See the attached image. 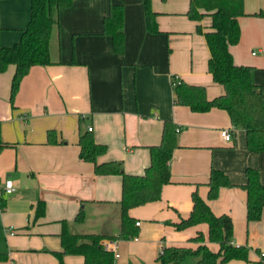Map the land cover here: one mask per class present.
Returning <instances> with one entry per match:
<instances>
[{
    "label": "crops",
    "instance_id": "obj_1",
    "mask_svg": "<svg viewBox=\"0 0 264 264\" xmlns=\"http://www.w3.org/2000/svg\"><path fill=\"white\" fill-rule=\"evenodd\" d=\"M190 0H151L158 32L146 28L143 0H72L55 10L49 39L51 64L33 65L23 76L13 105L9 101L15 66L0 71V186L11 178L14 191L0 199V264H59L62 221L73 233L117 234L120 230L121 175L94 173L93 163L79 157V134L89 131L106 146L97 162L120 161L127 174H142L150 164L149 146L158 144L165 121L179 128L169 160L170 182L160 198L129 209L135 238L103 239L115 246L120 264H159L165 246L195 248L198 232L209 242L207 224L177 230L171 223L192 210L196 192L215 215L228 214L231 244L246 246L253 264L264 252V189L259 220L247 221L244 171L255 167L264 186V151L246 147L245 132L234 127L225 110L192 111L173 100V84L204 86L212 99L224 92L207 69L210 55L199 22L185 13ZM111 4L123 6V48L113 50L102 33ZM238 17L239 39L229 47L233 62L252 67L253 82L264 92V0H244ZM30 18V0H0V44L13 45ZM228 129L231 140L220 132ZM55 141L48 143V132ZM211 168L227 174L232 186H221L208 198ZM38 201L44 212L35 215ZM81 221H75L79 211ZM9 230H13L10 233ZM63 264H84L82 255L66 254ZM172 264V263H171Z\"/></svg>",
    "mask_w": 264,
    "mask_h": 264
},
{
    "label": "trees",
    "instance_id": "obj_2",
    "mask_svg": "<svg viewBox=\"0 0 264 264\" xmlns=\"http://www.w3.org/2000/svg\"><path fill=\"white\" fill-rule=\"evenodd\" d=\"M244 0H190L185 15L199 22L203 17L211 19L209 31H203L200 24L196 30L205 37L209 48L207 69L214 82L220 84L224 92L208 99L204 86L182 82L173 84V100L176 104L186 105L192 111L204 112L212 107L227 112L232 126L242 128L245 132L246 147L251 152L264 151V92L252 80V67L237 65L229 47L238 42V17L244 14ZM72 0H30V18L22 30L20 38L11 46L0 44V71L10 64L15 66L10 83L9 101L13 105L15 94L23 76L33 65L51 64L49 56V39L55 22V10L69 7ZM146 28L153 33L158 32L155 12L151 9V0H143ZM102 33L109 35L113 50L120 53L123 48V6L111 4L108 14L103 18ZM179 128L171 121H165L162 127L161 139L158 144L149 146L150 164L142 174H127L123 171L120 161L97 162V156L103 154L106 146L97 143L89 131L79 134V157L93 163L97 175H121L120 199V230L117 234L105 235L97 233L78 234L68 228V223L62 221L60 232L61 250L53 251L59 264H63L66 254L82 255L84 264H114L112 251L106 250L101 241L130 239L137 233L134 219L129 215V209L156 201L160 198L161 187L170 182L169 160L177 145ZM48 143L55 141L53 131L48 132ZM8 145L0 137V149ZM246 190L247 221L259 220L263 207L262 194L264 186L259 179V171L255 167H247L244 171ZM208 185V198L218 195L221 186H232L227 174L217 168H211ZM192 210L186 217H180L171 224L182 230L199 223L207 224L209 242L218 244L213 251L204 243L201 232L191 238L198 242L195 248L187 246H165L156 261L159 264H231L232 260H247L246 246L231 244L232 222L228 214L215 215L208 204L196 193L192 192ZM44 212V203L38 201L35 215ZM83 213L80 210L75 221H81ZM5 258L0 254V259ZM264 264V258L253 262Z\"/></svg>",
    "mask_w": 264,
    "mask_h": 264
},
{
    "label": "built area",
    "instance_id": "obj_3",
    "mask_svg": "<svg viewBox=\"0 0 264 264\" xmlns=\"http://www.w3.org/2000/svg\"><path fill=\"white\" fill-rule=\"evenodd\" d=\"M89 131H91L92 127L91 126H88L87 128ZM222 138L226 141H229L231 140V134L229 132L228 129H222L221 132H220ZM14 191V185H13V181L11 178H5L3 181H2V184L0 186V199L5 196V195H9L11 194L12 192ZM0 211H1V206H0ZM136 225H139V222H136L135 223ZM10 233H13V230H9ZM135 238V237H133ZM101 244L103 245V247L106 249V250H110L112 251L113 253V256H114V264H120L118 262V257H119V254L118 252H116L115 250V246H113L110 242L106 241V240H102L101 241ZM260 257L263 259L264 258V252H261L260 253Z\"/></svg>",
    "mask_w": 264,
    "mask_h": 264
}]
</instances>
